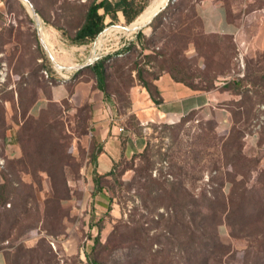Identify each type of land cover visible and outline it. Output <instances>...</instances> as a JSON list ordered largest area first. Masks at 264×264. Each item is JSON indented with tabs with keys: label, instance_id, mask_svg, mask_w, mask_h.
I'll list each match as a JSON object with an SVG mask.
<instances>
[{
	"label": "rangeland",
	"instance_id": "1",
	"mask_svg": "<svg viewBox=\"0 0 264 264\" xmlns=\"http://www.w3.org/2000/svg\"><path fill=\"white\" fill-rule=\"evenodd\" d=\"M28 1L40 27L50 33L48 45L40 42L25 0H0V154L9 128L21 153L17 158L2 155L8 199L0 205V239L8 234L7 264H27L24 251L31 248L41 256L34 264H254L253 250L247 247L251 237H231L226 223L217 233L225 252L202 250L197 258L195 251L212 231L201 220L210 214L204 192L210 199L214 191L233 197L236 215L246 221L242 235L252 229L253 208L259 210L256 226L264 227V53L251 47L253 29L262 30L264 0H219L229 19L245 23L249 17L237 40L202 31L195 8L204 0H169L135 31L118 27L132 22L126 23L121 12L114 23L107 17L100 34L83 44L70 37L93 0ZM151 1L133 0L141 12ZM44 46L65 66L80 64L94 53L108 57L107 102L121 123L147 137L140 153L118 159L113 175L103 179L95 195L91 155L99 148L91 135L88 101L77 104L66 98L49 102L37 116L27 113L39 90L45 95L57 82H68L72 89L90 79L96 86L95 77L89 65L60 74ZM162 71L196 89L220 85L227 91L223 95L230 127L221 129L218 117L196 111L181 117L150 112L144 88L150 92L151 79ZM146 174L165 177L167 194L157 196L159 190L144 180ZM180 197L185 210L174 203ZM189 201L195 203L186 205ZM134 207L139 225L130 221ZM119 220L125 234L121 242L115 231ZM134 229L139 230L137 241L130 240Z\"/></svg>",
	"mask_w": 264,
	"mask_h": 264
},
{
	"label": "crops",
	"instance_id": "2",
	"mask_svg": "<svg viewBox=\"0 0 264 264\" xmlns=\"http://www.w3.org/2000/svg\"><path fill=\"white\" fill-rule=\"evenodd\" d=\"M201 20V29L207 34L232 36L241 39L242 29L247 25L242 20H231L225 5L219 0H204L195 8ZM256 18L251 14L250 22ZM262 30H255L251 47L253 50L264 53V21ZM92 79L78 81L69 89L68 82H57L48 88L47 94L39 90L36 98L28 107V114L37 116L49 103H60L69 98L75 103L88 101L91 108V135L99 151L96 155V168L98 172L106 173L112 169L115 162L121 158H129L134 153H140L147 145V137L144 132L135 133L126 124L121 123V117L117 116L114 105L107 99L99 88L93 86ZM152 90H145L148 97V109L158 117H181L193 111L199 114H211L217 118V127L229 128L231 116L224 104L226 90H221L220 85L215 84L208 89H195L189 85L173 79L167 71L160 72L151 79ZM137 104V103H136ZM138 106V105H136ZM137 108V107H136ZM255 134H252V139ZM5 143L2 147L0 159L18 157L20 151L14 138L12 129L5 133ZM253 144V140H251ZM251 144V145H252ZM249 150V149H246ZM3 164H0V184L3 183ZM223 231V226L220 227ZM7 248L0 249V264H6Z\"/></svg>",
	"mask_w": 264,
	"mask_h": 264
},
{
	"label": "trees",
	"instance_id": "3",
	"mask_svg": "<svg viewBox=\"0 0 264 264\" xmlns=\"http://www.w3.org/2000/svg\"><path fill=\"white\" fill-rule=\"evenodd\" d=\"M141 10H142V7H135L133 0H93L89 3L84 13V18L82 20L81 25L75 30L74 34L70 37V40L71 42L76 43V44L86 43L90 40H93L100 34V32L103 30V28L107 24L106 23L107 17L111 19L109 23H114L116 22L118 18L117 13L121 12L126 23H130L141 12ZM140 35H141V31L139 30L136 33V36L138 37ZM106 59H108V57H106ZM106 59L98 58L94 63L88 66V69L93 73L95 77L96 87L99 88L103 92H105L104 81H105V60ZM171 76L173 77V79L177 81H181L189 85L190 87L195 88L193 85L183 81V79L177 77L173 73H171ZM231 83L234 85L241 84L240 81H232ZM228 84H230V82H226L224 85V88H228L229 87ZM98 151L99 149L97 150V152H93L91 155V163H92L91 173H92V181L94 184V188L92 191L93 195L97 194L98 192L102 190L103 179L109 175H113L115 167L118 164L117 163L118 161L115 162L112 166V169L106 173L98 172L96 168V164H95L96 155ZM144 180L149 181L152 185L154 184L156 185V188H157L156 190H159L158 192L156 191L157 196H163L164 194H167V189L164 186V183L167 181L165 177L163 179H160V177L159 179H157L155 177L152 178L151 176L146 174ZM5 186H6L5 182L3 181V183L0 184V205L1 206H3L7 202V199H8V195L6 194V191H5L6 189ZM213 194L214 195H212L213 196L212 199L209 198V195L206 192L202 194L203 198L209 199L203 204L205 207H207L210 210L209 215L202 216L203 217L201 218L203 222L202 224L205 226L208 225L209 229H211L212 231L208 237V240L203 243L202 242L199 243L200 244L199 247H196L195 257L197 258L200 256L202 257L203 256L201 254L202 250H205L208 253L214 250H217V249H223V251L227 250L226 248L227 246L222 241L217 239V233L220 227L223 225V223H226L231 227V231L229 233L231 237H235V238H240L242 236L251 237V240L249 241L250 243L247 245V247L252 248L253 250L251 258L254 264H264V258L262 260L259 259L260 253L264 251V227L258 228V226H256V221L258 220V218L256 217V213H258L259 210L257 211L256 208H253L254 209L253 214H255V218L250 219V223H249V225H252V229L250 232L242 235L240 232H242L243 229L245 228L246 221L244 220L240 221L241 219L236 215V213L238 212V209L234 206L233 197L230 194L225 195L221 191H218V192L214 191ZM180 199L181 201H177L173 199L174 203L179 204L180 208L185 210V205L182 204L184 198L180 197ZM194 203L195 201H189L188 203H186V205L194 204ZM136 212H137V208L134 207L133 214L132 213L130 214L131 216L130 221L135 223L136 225H139L140 218H136L134 216ZM174 216L176 217V214ZM178 220L179 218L177 217L176 221ZM121 223L122 221L119 220L115 228L116 229L115 231L117 232L119 236V239H117V240H120L119 242H121L122 240H125L124 232H120L119 230V225H122ZM195 226L198 227V225H195ZM136 228H138V226H136ZM137 231L139 230L134 229V231L130 233V237H131L130 240L132 241L138 240L139 236L135 234V232ZM7 237H8V234H6L5 236H2V239H0V249L7 248V251H8L9 246L4 245V240H6ZM95 244L100 245V242L97 238H95ZM7 251H6V264H7ZM33 252H35L34 248L27 249L26 251H24V253L26 254L24 258L27 264H34L36 260L41 259V256L33 254ZM87 258L91 260V258L88 255H87ZM203 262L204 263L207 262V257H203ZM92 263L101 264V263L96 262L95 260H93ZM22 264H25V261Z\"/></svg>",
	"mask_w": 264,
	"mask_h": 264
},
{
	"label": "water",
	"instance_id": "4",
	"mask_svg": "<svg viewBox=\"0 0 264 264\" xmlns=\"http://www.w3.org/2000/svg\"><path fill=\"white\" fill-rule=\"evenodd\" d=\"M25 1L28 3L29 8H30V11H31V14H32L33 17H34V21H35V25H36L37 30H38V36H39L40 42L44 45L45 43L43 42L42 38H41L40 35H39V28H40V21H41V20H39V16H38L37 12L35 11L33 5H32L28 0H25ZM168 1H169V0H166L165 4H164L160 9H158L155 13H153V14L151 15V17L149 18V20H148L145 24H143V25H141V26H136V27H131L130 24L127 25V26H121V25H119L118 27L122 28L123 30H125V31H127V32H129V31H135V30L140 29L142 26L146 25L149 21H151V20L153 19V17H154V16H155V15H156V14H157L162 8H164V7L167 5ZM44 48H45L46 53H47V55H48V57H49V60L52 62V64L55 66V68H56V69H59V70H68V71H69V70H78V69H80V68H83V67H85V66H88V65L94 63L98 58H100L99 55H97L96 53H94V54L91 55L87 60H85L84 62H82V63H80V64H76V65H74V66H65V65H61V64H59V63L55 60V58L53 57L52 54H50L51 52H49V49H48L46 46H44Z\"/></svg>",
	"mask_w": 264,
	"mask_h": 264
},
{
	"label": "bare ground",
	"instance_id": "5",
	"mask_svg": "<svg viewBox=\"0 0 264 264\" xmlns=\"http://www.w3.org/2000/svg\"><path fill=\"white\" fill-rule=\"evenodd\" d=\"M165 0H152L144 9H143V11L139 14V16L137 17V18H135L131 23H130V26L131 27H136V26H141V25H143V24H145L148 20H149V18L151 17V15L153 14V13H155L157 10H158V8L160 7H162L165 3ZM164 3V4H163ZM159 8V9H160ZM142 23V24H141ZM115 29H117V30H120L119 28H116V27H114ZM113 29V28H112ZM111 30V29H110ZM56 32V31H55ZM108 33V32H107ZM114 33V32H113ZM109 34V33H108ZM39 35H40V37L42 38V40H43V42L46 44V45H48V39H49V37H50V33L49 32H46V31H44V29L42 28V27H40L39 28ZM56 35V34H55ZM128 36V35H127ZM56 37V36H55ZM119 37V36H118ZM111 39V38H110ZM104 40V39H103ZM107 41V40H106ZM115 41V40H114ZM126 41V40H125ZM90 46V45H89ZM98 46V45H97ZM110 47V46H109ZM76 49V48H75ZM107 49V48H106ZM61 50V49H60ZM63 50V49H62ZM113 50H114V48H113ZM68 52V51H67ZM70 52V51H69ZM68 52V53H69ZM54 55V54H53ZM72 55V54H71ZM88 58V57H87ZM55 60H57V59H55ZM72 66V65H71ZM59 72H60V70H59ZM60 74H61V72H60Z\"/></svg>",
	"mask_w": 264,
	"mask_h": 264
},
{
	"label": "built area",
	"instance_id": "6",
	"mask_svg": "<svg viewBox=\"0 0 264 264\" xmlns=\"http://www.w3.org/2000/svg\"><path fill=\"white\" fill-rule=\"evenodd\" d=\"M0 164H2V160L0 159ZM7 205H9V204H7Z\"/></svg>",
	"mask_w": 264,
	"mask_h": 264
}]
</instances>
